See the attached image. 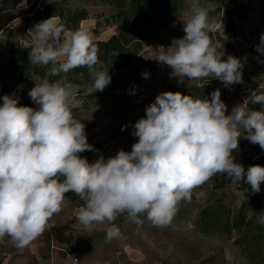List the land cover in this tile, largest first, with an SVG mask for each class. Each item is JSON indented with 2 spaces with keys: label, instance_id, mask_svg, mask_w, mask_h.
I'll return each instance as SVG.
<instances>
[{
  "label": "clouds",
  "instance_id": "obj_1",
  "mask_svg": "<svg viewBox=\"0 0 264 264\" xmlns=\"http://www.w3.org/2000/svg\"><path fill=\"white\" fill-rule=\"evenodd\" d=\"M209 7L193 3L183 22L184 36L168 47L159 46L155 60L169 66L179 83L214 78L225 87L240 84L241 60L233 55L224 59V52L212 45L209 33L215 23ZM33 30L30 62L51 67L44 78L33 79L35 86L28 92L37 108L19 105V98L12 95L2 97L0 240L8 237L17 248L26 247L50 227L49 220L62 211L68 192L84 202L76 220L88 231L107 222L109 240L119 236L113 222L122 214L138 225L142 215L154 226L171 225L181 201L190 202L194 189L217 174H226L230 185L243 181L253 193L260 192L264 166L245 170L235 162L234 152L241 138L264 149V73L253 77L258 87L242 103L260 105L259 110L239 104L226 114L219 88L211 99L164 91L132 126L138 140L131 151L121 149L90 163L80 153L95 149L88 143L84 123L72 111L78 86L50 82L48 77L87 67L93 80L85 94L92 95L102 92L111 76L95 67L98 49L85 30H75L66 39L64 26L54 16ZM256 51L264 54V34ZM149 75L145 72L143 78ZM195 195L199 199L203 193ZM259 223L264 224V212Z\"/></svg>",
  "mask_w": 264,
  "mask_h": 264
},
{
  "label": "rangeland",
  "instance_id": "obj_2",
  "mask_svg": "<svg viewBox=\"0 0 264 264\" xmlns=\"http://www.w3.org/2000/svg\"><path fill=\"white\" fill-rule=\"evenodd\" d=\"M170 2L169 9L176 15L173 22H167L161 12L152 7L145 9L153 17L154 26L140 32L139 52L150 66H136L131 79L122 80L113 91L97 92L94 97L73 84L78 86L73 114L84 123L88 143L95 149L80 153L82 157L102 155L107 159L121 149L131 151L138 140L132 135V126L145 116L146 106L161 92L211 99L210 94L219 88L221 100L228 108L226 114H230L233 107L242 104L258 87L253 77L264 73V54L256 51L260 36L264 34V0ZM50 3H54L56 12L63 15L64 20L55 17L62 25L72 18L75 10H85L88 19L79 22L78 29L88 32L92 41H105L117 32L112 16L119 10L108 0H0V67H3L0 70V105L2 97L13 95L15 89L31 90L35 86L33 79L39 76L17 83L20 67L13 62L24 49L31 50L34 46L33 29L38 9ZM193 3L211 6L208 15L215 23V30L209 33L212 45L224 52L223 58L233 55L241 60L242 83L225 87L214 78L179 83L178 78L171 77L169 66L155 60L159 46L168 47L174 39L184 36L183 22ZM92 23L95 29L89 32L88 26ZM73 32L67 30L63 36L70 39ZM145 72L150 74L148 79L143 78ZM242 106L250 109L249 103ZM37 107L33 102V108ZM234 156L235 162L243 164L245 170L252 165L264 166V149L247 139H240ZM230 184L226 174L213 176L194 189L190 202L181 201L176 216L167 227L154 226L146 215L139 217V225L127 214L119 215L113 223L120 234L111 240L106 237L105 228L111 226L107 222L97 224L92 231L83 228L76 220V213L84 202L68 192L62 211L49 220L50 227L26 247L17 248L8 237L0 240V264H73L74 258L78 259L77 264H264V224L259 223V214L264 212V183L259 193H253L250 185L243 181L240 185ZM198 192L203 193L199 199L195 195ZM243 202L244 213L251 219L246 229L223 234L213 231L209 221H200V212L209 205L223 203L224 216L232 218ZM250 239H256L258 244L251 246Z\"/></svg>",
  "mask_w": 264,
  "mask_h": 264
},
{
  "label": "trees",
  "instance_id": "obj_3",
  "mask_svg": "<svg viewBox=\"0 0 264 264\" xmlns=\"http://www.w3.org/2000/svg\"><path fill=\"white\" fill-rule=\"evenodd\" d=\"M109 4L116 6L119 10L115 16L113 24L117 25V32L113 34L107 40H93V43L98 49V64L95 66L97 69L108 70L111 76V83L100 93L113 91L116 84H119L122 80H129L134 74V68L138 65L150 66L149 62L143 59L139 52V47L142 43L140 38V32L150 30L154 26L153 17L146 13L145 9L154 8L161 12L162 17L167 22H173L176 19V15L170 11V0H108ZM38 18L35 21V25L39 22L48 19L52 16H59L62 20L63 15L57 13L55 4L50 3L43 9H38ZM161 16V15H160ZM87 13L85 10H75L72 14V18L66 20L63 24L65 31H75L78 29L79 22L87 20ZM101 27L99 23L96 24ZM106 25H110L107 23ZM31 50H23L21 55L14 60V65L18 66L19 73L17 75V83H24L30 77L39 76L44 78L48 68L47 66L32 64L29 59V53ZM225 59V58H224ZM3 70V67H0ZM50 82L60 81L61 83H71L78 85L83 89L85 93L87 87L92 83L93 77L87 67H77L67 74L60 73L58 76L48 77ZM29 90L15 89L13 91L14 97L19 98V105L33 107V101L28 96ZM97 92L89 97L96 96ZM260 108V105H252L249 103L250 109L253 107ZM88 161L94 162L97 157H88ZM245 203L243 202L237 212L229 216H224L225 206L223 203L220 205H209L202 209L200 212V221L205 223L209 221L212 226V230L223 234H229L233 230L246 229L251 219H247L245 213ZM203 226V225H202ZM251 246L258 244L257 240L250 239ZM236 244L241 243L236 241Z\"/></svg>",
  "mask_w": 264,
  "mask_h": 264
},
{
  "label": "crops",
  "instance_id": "obj_4",
  "mask_svg": "<svg viewBox=\"0 0 264 264\" xmlns=\"http://www.w3.org/2000/svg\"><path fill=\"white\" fill-rule=\"evenodd\" d=\"M94 29H95V24H94V23H92V24H90V25L88 26V30H89V32L93 31Z\"/></svg>",
  "mask_w": 264,
  "mask_h": 264
},
{
  "label": "built area",
  "instance_id": "obj_5",
  "mask_svg": "<svg viewBox=\"0 0 264 264\" xmlns=\"http://www.w3.org/2000/svg\"><path fill=\"white\" fill-rule=\"evenodd\" d=\"M77 262H78V259L77 258H74L73 259V264H77Z\"/></svg>",
  "mask_w": 264,
  "mask_h": 264
}]
</instances>
